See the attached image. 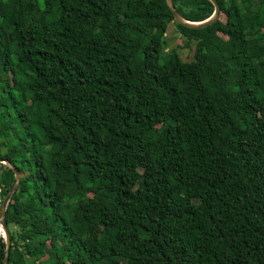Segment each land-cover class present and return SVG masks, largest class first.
Listing matches in <instances>:
<instances>
[{"label":"trees","instance_id":"obj_1","mask_svg":"<svg viewBox=\"0 0 264 264\" xmlns=\"http://www.w3.org/2000/svg\"><path fill=\"white\" fill-rule=\"evenodd\" d=\"M217 2L0 0L7 264H264V0Z\"/></svg>","mask_w":264,"mask_h":264},{"label":"water","instance_id":"obj_2","mask_svg":"<svg viewBox=\"0 0 264 264\" xmlns=\"http://www.w3.org/2000/svg\"><path fill=\"white\" fill-rule=\"evenodd\" d=\"M165 1H166L167 6L169 7L170 11L173 14L174 20L177 23H179L183 26H186L188 28H202V27L211 25L219 17L220 6H219L217 0H209L214 6L213 13L209 18H207L203 21H200V22H194V21L186 20L175 9L174 4H173V0H165ZM0 162L9 165V167L12 168L13 174H14V183L10 187L8 193L6 194L2 204L0 206V226L4 232V240H5V252H4V258H3L2 264H7L11 240H10L9 229H8L7 224H6L4 215H5V210H6L7 204L11 200L12 196L14 195V193H15L18 185H19L20 175H19L18 170L14 166H12L10 163H8L6 160L0 158Z\"/></svg>","mask_w":264,"mask_h":264},{"label":"rangeland","instance_id":"obj_3","mask_svg":"<svg viewBox=\"0 0 264 264\" xmlns=\"http://www.w3.org/2000/svg\"><path fill=\"white\" fill-rule=\"evenodd\" d=\"M166 40L168 48L176 49L182 60L186 61L192 58L193 43H185L181 35L176 31V28L173 24H170L168 28V31L166 33Z\"/></svg>","mask_w":264,"mask_h":264},{"label":"built area","instance_id":"obj_4","mask_svg":"<svg viewBox=\"0 0 264 264\" xmlns=\"http://www.w3.org/2000/svg\"><path fill=\"white\" fill-rule=\"evenodd\" d=\"M0 236L4 237V232H3L2 228L0 229Z\"/></svg>","mask_w":264,"mask_h":264}]
</instances>
